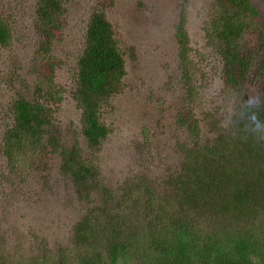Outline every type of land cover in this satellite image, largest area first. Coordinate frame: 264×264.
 <instances>
[{"label": "rangeland", "instance_id": "374dc122", "mask_svg": "<svg viewBox=\"0 0 264 264\" xmlns=\"http://www.w3.org/2000/svg\"><path fill=\"white\" fill-rule=\"evenodd\" d=\"M60 1L63 23L46 40L35 16L37 0H0V17L10 34L9 43L0 46V255L12 259H29L42 248L67 247L72 226L90 207L77 196L60 169L59 154L44 140L16 166L3 154L11 104L18 97L31 99L37 81L61 97L46 104L52 133L62 145L79 148L100 183L116 189L124 182L146 180L159 196L167 192L164 180L181 160L180 147L190 140L184 116L191 112L196 141L205 143L227 129L238 105L250 97L264 103V72L254 73L264 60V0H249L256 14L249 17L238 48L252 56L251 65L247 77L234 85L215 49L220 43L209 39L211 24L222 16L217 0ZM93 10L101 11L113 27L124 75L118 90L100 106L98 120L107 131L98 148L90 151L71 92ZM179 22L182 45L176 39ZM45 42L49 59L42 53ZM45 59L48 71L47 64L42 66ZM184 70L195 86L192 103L183 101L188 82Z\"/></svg>", "mask_w": 264, "mask_h": 264}, {"label": "trees", "instance_id": "16d2710c", "mask_svg": "<svg viewBox=\"0 0 264 264\" xmlns=\"http://www.w3.org/2000/svg\"><path fill=\"white\" fill-rule=\"evenodd\" d=\"M216 2L223 11L210 26L209 39L220 43L215 49L234 85L247 77L251 65L252 56L240 53L238 47L256 11L249 0ZM63 9L60 0H37L35 16L46 40L61 28ZM181 26L179 22L176 39L182 45ZM9 38L0 17V46H6ZM261 50L264 53V44ZM183 51L181 47V58ZM42 53L51 58L47 42ZM42 63L50 70L49 60ZM263 72L261 60L254 73ZM123 75L113 27L101 11L93 10L71 92L80 110V133L90 151L98 148L107 131L98 120L100 106L118 90ZM183 77L188 80L183 101L192 103L195 86L185 70ZM60 99V94L39 81L31 99L16 98L2 151L16 166L44 140L59 154L60 169L72 181L77 196L90 207L72 226L67 247L42 248L39 255L25 260L0 255V264H264V131L248 126L252 112L264 121L263 102L238 105L227 129L205 143L196 141L198 130L189 121L191 112L184 116L190 140L180 147L181 160L164 180L167 192L159 196L146 180L124 182L116 189L100 183L95 167L79 148L62 145L51 131L46 104Z\"/></svg>", "mask_w": 264, "mask_h": 264}, {"label": "clouds", "instance_id": "9594fccd", "mask_svg": "<svg viewBox=\"0 0 264 264\" xmlns=\"http://www.w3.org/2000/svg\"><path fill=\"white\" fill-rule=\"evenodd\" d=\"M258 101V97H250L248 104L250 107L256 106V102ZM249 127L253 131H264V121H261L259 119V113L258 112H252L249 117ZM261 139H264V137H261Z\"/></svg>", "mask_w": 264, "mask_h": 264}]
</instances>
